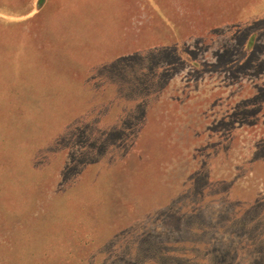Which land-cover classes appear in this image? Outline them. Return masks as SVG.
I'll use <instances>...</instances> for the list:
<instances>
[{"label":"rangeland","instance_id":"rangeland-1","mask_svg":"<svg viewBox=\"0 0 264 264\" xmlns=\"http://www.w3.org/2000/svg\"><path fill=\"white\" fill-rule=\"evenodd\" d=\"M0 264H264V0H0Z\"/></svg>","mask_w":264,"mask_h":264}]
</instances>
